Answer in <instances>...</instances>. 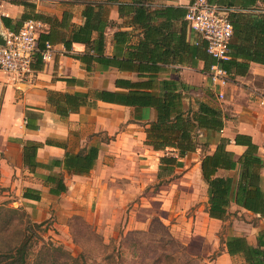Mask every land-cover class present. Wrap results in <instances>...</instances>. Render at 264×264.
<instances>
[{
    "label": "trees",
    "instance_id": "obj_1",
    "mask_svg": "<svg viewBox=\"0 0 264 264\" xmlns=\"http://www.w3.org/2000/svg\"><path fill=\"white\" fill-rule=\"evenodd\" d=\"M194 1L189 0L188 4ZM154 2L155 0L82 1L83 20L81 23L70 24V38L65 42V47L70 49L72 42L85 44V51L74 57L85 65L87 71H93L95 65H98L102 69L114 67L119 71L132 72L135 77L116 78L115 90H49L47 102L60 116L76 112L81 106L95 107L98 100L132 107L138 111L135 114L138 120L143 117V109H153L154 118L142 122L145 126L143 143L154 151H162L158 157V170L161 173H172L175 167L182 165L181 158L199 147L204 151L208 149V136L200 141L197 130L212 134L220 132L225 126L227 114L219 106L204 101H196L195 108L191 104L185 107L183 99L188 85L178 77L161 78L159 73L170 63L191 65L197 59L203 62V70L207 73L213 64L218 63L226 71L228 78L247 73L251 62L264 66V0H205L208 4L224 8L232 25L229 59L218 62L206 52L203 40L190 43L183 36H174V22L181 21L180 33L186 26V6H157ZM113 5L116 6L120 23L109 17V10ZM70 16L68 12H63L58 21L53 16L46 18L43 14L36 13L23 15L22 23L27 19L62 23ZM0 19L9 24L6 17L2 16ZM114 27L116 29L112 36L115 52L108 55L104 52L105 33L108 28ZM49 34L50 30L40 32L37 41L46 40ZM234 141L245 146L239 156L226 148L228 138L220 136L214 150L201 157V175L207 185L206 212L210 218L224 221L230 213L229 206L233 203L264 218V190L260 185L264 156L258 154V147L249 136L236 134ZM97 154L98 148L90 146L77 153L66 152L62 160H53L51 164L61 166L68 172L88 173ZM34 155V147L25 149V163L33 164L31 159ZM218 169L235 170L237 177L216 175ZM30 195L27 191L23 192L24 197ZM8 203H0V264H88L83 253L73 256L60 245H55L50 238L46 240L41 235L42 222L26 219L20 208L9 206ZM222 243L231 257L240 255L244 264H264V227L257 231L254 243L243 236H233ZM35 245L38 249L32 260ZM101 247L105 264H119L115 262L114 247L103 242Z\"/></svg>",
    "mask_w": 264,
    "mask_h": 264
},
{
    "label": "crops",
    "instance_id": "obj_2",
    "mask_svg": "<svg viewBox=\"0 0 264 264\" xmlns=\"http://www.w3.org/2000/svg\"><path fill=\"white\" fill-rule=\"evenodd\" d=\"M82 1L86 0H0V17L4 16L9 20V24H5L0 19V33L19 30L24 20L23 15L41 13L46 18L53 16L58 21L61 20L63 12L71 15L62 23H54L51 20L43 22L41 32L50 30V34L46 40L38 41V48L42 50L45 43L49 42L50 60H42L40 53L36 52L30 73L22 77L0 70V186L10 194V204L23 207L35 222L41 221L51 212L59 217H63L68 211L69 215L74 213L77 208L75 203L79 200L72 194L87 189L85 181L94 177V173L99 170L103 162L104 149L100 145L105 143L94 142L93 138L99 139V137L95 135L91 138V135L99 132L114 133L117 127L128 119L127 116L122 115L120 109L131 110L132 118L138 122L154 118L153 109H143V117L138 120L135 117L138 111L132 107L100 100L95 107L81 106L76 112L60 116L47 102L49 90L56 92L115 90L116 78L134 79L135 77L132 72L119 71L114 67L102 69L95 65L93 71H87L85 65L74 57L75 54L85 51V44L72 42L70 49L65 47V42L70 38V24L81 23L83 20ZM188 2L189 0H155L154 4L187 6ZM109 17L116 23L121 22L116 6L110 7ZM180 24V20L173 23L176 29L174 36H183L184 40L190 43L202 40L200 35L191 30L187 24L180 33ZM115 29L116 27L108 28L105 33L104 52L108 55L115 52L112 36ZM176 40L178 41V37ZM159 77L167 79L178 77L181 82L188 85L183 99L185 107L191 104L195 108L196 101L206 102L205 94H208V90H224L228 87L232 89L230 102L234 105V112L231 116H227L223 129L214 134L198 129L200 141L208 136L210 141L208 149L204 151L199 147L181 158L182 165L175 167L170 175L171 179L168 182L170 188L160 191L163 200H168L176 188H180L181 183L192 178L193 182L200 186L199 199L206 202L207 185L201 175L200 160L205 153L214 150L220 136L228 138L226 148L236 156L242 154L245 146L235 143V135L249 136L257 145L258 154L264 156V109L259 103L264 96V66L251 62L247 73L228 78L226 84L221 87L211 83L209 74L203 70V62L199 59L191 65L178 62L165 65ZM100 80L101 82L107 80V85L99 87ZM237 99L241 102L238 107ZM219 107L225 111L222 106ZM141 135L145 138L144 130ZM90 146H96L98 154L88 173L68 172L61 166L51 164L53 160H62L66 152L77 153L87 150ZM29 147H34L35 150V155L31 159L33 164L30 165L23 159L24 151ZM216 175L237 177V171L218 169ZM260 185L264 190V169L260 170ZM104 187V184L98 182L96 187L91 188L92 193L100 195L105 192ZM117 190L115 193L119 195L120 190ZM25 191L31 195L24 197ZM36 196L38 199H35ZM233 209L246 211L231 203L229 211ZM194 213L195 215L187 219L190 227H193L192 231H188L189 236L178 234V237L190 252L209 255L218 247L217 223L224 221L210 218L204 203ZM177 220L178 222L171 227L174 232L181 228L182 222H186L182 215ZM208 241L210 242L207 243ZM235 258L242 259L240 255L231 257L221 243L219 254L211 264H233Z\"/></svg>",
    "mask_w": 264,
    "mask_h": 264
},
{
    "label": "rangeland",
    "instance_id": "obj_3",
    "mask_svg": "<svg viewBox=\"0 0 264 264\" xmlns=\"http://www.w3.org/2000/svg\"><path fill=\"white\" fill-rule=\"evenodd\" d=\"M106 82L100 80L99 87H105ZM220 91L222 96L219 95ZM231 94L229 87L224 90L211 89L205 94V99L212 105L222 106L227 116H231L234 112ZM240 103V99H237L236 106ZM120 110L128 119L114 133L91 135V138L95 135L99 137L93 138L94 142L105 143L100 145L104 149L103 162L94 177L85 181L87 189L72 194L79 200L75 203L77 208L74 213L69 215L68 211L59 217L51 212L37 221L43 224L41 235L46 240L50 238L55 245H60L73 256L83 253L88 264H105L102 242L115 248V262L119 264H211L225 240L243 236L250 243L255 242L257 231L264 227V218L233 209L223 223H217L218 247L215 251L209 255L190 252L178 234L189 236L188 231H192L193 227H190L187 219L195 215L202 203L206 204L199 199L200 186L191 178L181 183L168 200H163L160 191L170 188L171 172L161 173L158 170V157L162 151L154 152L143 143L141 132L145 126L132 118L131 110ZM98 182L104 184L105 192L94 195L91 188L96 187ZM117 189L120 190L119 195L115 193ZM9 196L5 188H0V203L9 202L8 205L13 206ZM18 208L26 219L34 222L23 207ZM180 215L186 222H182L181 228L174 232L172 224L178 222ZM38 247L35 245L33 249L32 260ZM233 264L244 262L241 258H235Z\"/></svg>",
    "mask_w": 264,
    "mask_h": 264
},
{
    "label": "built area",
    "instance_id": "obj_4",
    "mask_svg": "<svg viewBox=\"0 0 264 264\" xmlns=\"http://www.w3.org/2000/svg\"><path fill=\"white\" fill-rule=\"evenodd\" d=\"M191 30L200 35L205 42L206 52L217 62L229 59V42L232 37V25L224 8L208 4L205 0H195L187 4L184 16ZM43 22L34 19L25 20L18 31H8L4 45H0V70L11 72L19 77L31 71V63L36 52L42 60L51 58V44L45 43L42 50L38 48V34ZM209 77L215 86H224L228 75L218 63L210 67ZM222 96V92H219ZM259 103L264 108V96Z\"/></svg>",
    "mask_w": 264,
    "mask_h": 264
},
{
    "label": "water",
    "instance_id": "obj_5",
    "mask_svg": "<svg viewBox=\"0 0 264 264\" xmlns=\"http://www.w3.org/2000/svg\"><path fill=\"white\" fill-rule=\"evenodd\" d=\"M5 36H6V33H0V45H4Z\"/></svg>",
    "mask_w": 264,
    "mask_h": 264
}]
</instances>
